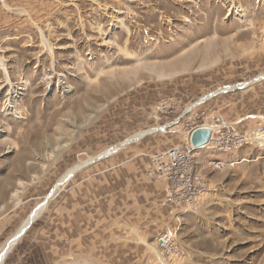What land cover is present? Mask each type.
Masks as SVG:
<instances>
[{"label":"rangeland","instance_id":"rangeland-1","mask_svg":"<svg viewBox=\"0 0 264 264\" xmlns=\"http://www.w3.org/2000/svg\"><path fill=\"white\" fill-rule=\"evenodd\" d=\"M0 58V247L68 168L158 127L62 184L2 264H264V141L196 148L197 207L148 176L202 110L264 126V0H0Z\"/></svg>","mask_w":264,"mask_h":264},{"label":"built area","instance_id":"built-area-1","mask_svg":"<svg viewBox=\"0 0 264 264\" xmlns=\"http://www.w3.org/2000/svg\"><path fill=\"white\" fill-rule=\"evenodd\" d=\"M186 112L188 111L186 110ZM194 121L187 132V143L152 154L148 170L149 177L168 182L170 196L174 204L192 208L197 207L202 197L209 191L208 180L197 170L194 158L196 148L193 147L190 139L195 129L209 128L211 136L206 145L223 150L239 149L248 144H254L261 148L260 145L264 141V126L254 127L245 132L236 131L224 115L211 114L206 110L198 113ZM213 163L217 169H223L227 165L221 160ZM157 243L166 261L180 257V249L174 231L161 233L157 238Z\"/></svg>","mask_w":264,"mask_h":264},{"label":"bare ground","instance_id":"bare-ground-1","mask_svg":"<svg viewBox=\"0 0 264 264\" xmlns=\"http://www.w3.org/2000/svg\"><path fill=\"white\" fill-rule=\"evenodd\" d=\"M43 42L46 43V40ZM50 49V51H53V45H47ZM211 42H207L204 48V53L209 54L211 52ZM201 52V51H200ZM0 64L4 65L2 58H0ZM213 63V62H212ZM207 64V63H205ZM209 64V63H208ZM173 71H171L172 73ZM163 73V72H162ZM169 73V72H167ZM177 73V71H176ZM8 78V76H7ZM9 80V79H8ZM216 94V93H215ZM214 95V94H213ZM207 97H210L209 95H205L202 98H200L197 102L194 104H199L202 101H204ZM158 129V127H154L152 129H146L139 132H136L135 134L125 138L122 142H119L117 144H114L108 148H105L95 156H90L88 159L82 160L79 163L74 164L70 168H68L55 182L54 186L51 188L50 192L44 196V199L37 204L29 213L28 215L23 219L21 224L18 226V228L14 231V233L2 244L0 247V264L4 262L8 254L11 252V250L15 247V245L19 242V240L23 237V235L26 234V232L29 230L30 226L37 220L38 217L43 213V211L46 209L49 201L54 198L58 192L60 191L61 185L67 183L77 172L81 171L85 167L98 162L104 158H107L111 156L112 154L116 153L117 151L121 150L123 147L127 146L130 143L136 142L140 139H142L144 136H146L148 133L155 131ZM207 145H204L200 148H203ZM235 164V163H233ZM231 164V165H233Z\"/></svg>","mask_w":264,"mask_h":264},{"label":"water","instance_id":"water-1","mask_svg":"<svg viewBox=\"0 0 264 264\" xmlns=\"http://www.w3.org/2000/svg\"><path fill=\"white\" fill-rule=\"evenodd\" d=\"M211 136V130L207 127L195 129L191 135V143L194 148H200L208 143Z\"/></svg>","mask_w":264,"mask_h":264},{"label":"crops","instance_id":"crops-1","mask_svg":"<svg viewBox=\"0 0 264 264\" xmlns=\"http://www.w3.org/2000/svg\"><path fill=\"white\" fill-rule=\"evenodd\" d=\"M197 166V165H196ZM197 170H198V168H197ZM201 173V172H200ZM166 182V184H167V186H168V188H169V184H168V182L167 181H165Z\"/></svg>","mask_w":264,"mask_h":264}]
</instances>
